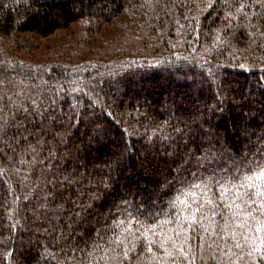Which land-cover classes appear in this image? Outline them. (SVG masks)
<instances>
[{"label": "trees", "instance_id": "16d2710c", "mask_svg": "<svg viewBox=\"0 0 264 264\" xmlns=\"http://www.w3.org/2000/svg\"><path fill=\"white\" fill-rule=\"evenodd\" d=\"M0 264H264V0H0Z\"/></svg>", "mask_w": 264, "mask_h": 264}]
</instances>
